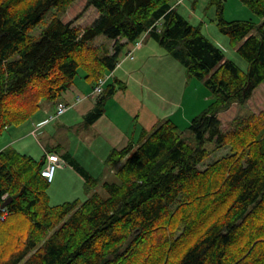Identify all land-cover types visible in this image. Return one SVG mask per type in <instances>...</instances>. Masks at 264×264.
Segmentation results:
<instances>
[{"label":"trees","instance_id":"trees-1","mask_svg":"<svg viewBox=\"0 0 264 264\" xmlns=\"http://www.w3.org/2000/svg\"><path fill=\"white\" fill-rule=\"evenodd\" d=\"M74 1L0 0V134L42 101L56 106L79 69L94 85L145 32L213 100L184 130L170 116L141 130L135 143L112 149L105 159L111 180L68 159L88 189L83 200L51 204L41 174L45 155L1 149L0 264H264V113L230 132L218 118L264 84V20H225L223 0L210 1L219 30L247 63L242 70L178 11L181 3L85 0L97 15L79 27L59 14ZM241 1L264 17V0ZM114 92L104 87L87 123ZM212 145L229 153L200 167Z\"/></svg>","mask_w":264,"mask_h":264},{"label":"crops","instance_id":"crops-1","mask_svg":"<svg viewBox=\"0 0 264 264\" xmlns=\"http://www.w3.org/2000/svg\"><path fill=\"white\" fill-rule=\"evenodd\" d=\"M121 42H125V40L121 39ZM132 46L133 43H127L124 46L119 54L118 64L109 72L104 87L113 85L115 92L107 98L102 114L93 122L87 123L85 115L92 110L98 96L92 94L93 83L85 78V72L80 74L78 72L72 84L62 93L60 100L69 105L64 113L51 120L49 117L54 112L55 105L45 102L42 109L40 108L42 110L41 114L44 116L38 118L39 115H37V120L32 122L33 126L28 134L35 136L37 133L45 134V126L55 120L57 136L60 137L64 132L71 133V131H74L72 136L79 137L78 135H81L82 138L85 137L86 139L83 140L85 145H81L80 138L74 139L71 136L72 139L70 140L68 134L65 135L66 133L61 136L59 141L54 140L53 136L47 135L45 137V140L48 139L47 146H44L40 156L45 155L46 152H54L60 159V165L56 169L54 179L50 185L53 184L57 172L55 181L57 183L58 177L66 176L71 179L76 178L79 183L83 184L82 177L68 164V159L76 160L92 176L97 175L92 174L94 169L84 164L81 155L78 156L80 152L77 150L78 148L81 153L86 152L89 159L93 158L101 171L104 164L106 166L105 159L112 149H120L129 142L135 143L141 130H149L163 118L160 90H162V58L166 56V53L148 35L144 37L140 47L133 48ZM109 47V52H111V46ZM129 52L130 55H128ZM165 64L169 72L175 68H180L175 65L174 61H169V59L168 62L164 60L163 65ZM129 82H132L131 85H129ZM146 82L151 83V86L148 85L149 87H147ZM148 89L151 90L150 95L145 91ZM184 96L185 91H182L178 109L181 103L184 102ZM147 97H149L148 101L145 100ZM113 98L116 101H112ZM108 105H111L112 109L108 110L106 107ZM167 115L168 113L164 117ZM173 115H171L172 118ZM80 129L85 134H80ZM27 146L24 144L21 149H26ZM82 150L84 151L82 152ZM66 166H69V169ZM51 189L61 191L60 187L56 186Z\"/></svg>","mask_w":264,"mask_h":264},{"label":"rangeland","instance_id":"rangeland-1","mask_svg":"<svg viewBox=\"0 0 264 264\" xmlns=\"http://www.w3.org/2000/svg\"><path fill=\"white\" fill-rule=\"evenodd\" d=\"M172 1L176 2L177 0ZM210 1L211 0H183V2L178 6V11L184 17H186L191 24L199 26L201 32L210 41H212L223 50L226 58L231 59L237 64L240 69L245 70L247 66L246 61L237 53L234 45L230 42L229 37L219 30L216 23V7L214 4H211ZM222 2L223 17L225 18V20L251 19L256 25L261 24L264 20V17H259L254 14L250 10V8L241 0H223ZM85 5V0H75L68 7H66L65 10L59 11V14H61L64 20L72 19L74 20V24L76 26L83 27L84 25L90 23L97 15L94 7H86ZM55 12H57L56 9L50 10L42 23H40L32 33L34 35H37L45 25V23L49 21L53 15H55ZM162 51L165 52L163 48ZM165 53L166 56L162 58V90H160V95L162 96L163 118L160 119V121L164 120V118H169L174 114L173 121L179 127V129L184 130L189 125L190 120L195 115L199 114L202 110L206 109L213 99L211 93L205 87L201 80L196 78L188 79L184 67L169 53ZM168 59L169 61H174L175 65L179 66L180 68H175L169 72V70L166 69V64L163 65L164 60L168 62ZM82 72L83 71L79 69V74ZM129 83V85H131L132 82ZM146 84L147 87L151 86V83L146 82ZM145 91L148 92V95L151 94V90L148 89ZM182 91H185V96L183 99L184 102L181 103V106L178 109V102L180 100ZM148 99L149 97H147L145 100L148 101ZM112 101H116V99ZM44 103L45 101H42L38 110L34 114L28 116L21 124L17 126H8L2 131V133L0 134V150L6 145H9L20 152L27 153L38 158L41 157L40 155L43 152L44 146H47L46 142H48V139L45 140V137L47 135L53 136V139L57 141L61 139V136L66 132L62 133L60 137L57 136V127L55 125V120L54 122H50L45 126V134L37 133L36 136L28 134L29 130L33 126L32 122L37 120V115H39L38 118H40V116H44L41 114V109ZM106 107L108 108V110L110 108L112 109L111 105H108ZM166 113H168V115L164 117ZM263 113L264 84H261L254 89L252 95L246 102H233L229 105V107L221 110L218 113V118L221 121L222 130L224 132H230L235 130L237 126L236 123L238 121H241V119L243 121V119L253 116H255V118L253 119H257L259 118L258 116ZM80 130V134H85L82 129ZM73 132L74 131H71V133L67 132L65 135L68 134V139L70 140L72 138H80L79 140L81 145H85L83 141L86 140L85 137L82 138L81 135H78L79 137L72 136V134H74ZM75 132H77V130H75ZM24 144L28 146L26 147V149H21ZM211 148L212 149L209 157L205 159L200 167H204L207 163L213 162L221 155L229 153L228 146L215 148L212 145ZM77 150L80 151L78 153V156H82L84 164H87L89 167L94 169L92 174H97L93 175V177H106L107 180H111L113 178V171L108 172V168L105 166V164L103 166V170L101 168L100 171V167H98L99 165H96L93 158L89 159L88 154H86V152H83L84 150H82L83 153H81V150L79 148ZM66 167L69 169V166ZM56 175L53 184H51L48 188L49 200L51 204L61 203L63 201L73 200L76 198H78L79 200H83L88 196V189L84 187L82 183H79L78 179H71L70 177L66 176L62 178L58 177L59 179L57 183L55 182L57 178ZM63 178H65V180H63ZM54 186L60 187L61 191H53V189L51 188H53ZM97 190L100 193H104L103 189L100 186L97 187ZM240 233L243 234L242 231H240Z\"/></svg>","mask_w":264,"mask_h":264},{"label":"built area","instance_id":"built-area-1","mask_svg":"<svg viewBox=\"0 0 264 264\" xmlns=\"http://www.w3.org/2000/svg\"><path fill=\"white\" fill-rule=\"evenodd\" d=\"M140 45H141V40H138L134 43V48H137ZM105 79H106V77H101L98 80V82L96 83V85L94 86L93 91H92V93L94 95H98L102 92ZM66 109H67V105L63 102H59L57 104L55 116L62 114ZM59 165H60V163L58 160V156L55 154H52V153H48L46 165L41 171V174L46 178V180L48 182H51L53 180L55 170ZM5 215H6V213H3L1 215L0 219L3 220L5 218Z\"/></svg>","mask_w":264,"mask_h":264},{"label":"water","instance_id":"water-1","mask_svg":"<svg viewBox=\"0 0 264 264\" xmlns=\"http://www.w3.org/2000/svg\"><path fill=\"white\" fill-rule=\"evenodd\" d=\"M11 200H12L11 197L6 198V199L2 202L1 207H5V206H6Z\"/></svg>","mask_w":264,"mask_h":264}]
</instances>
